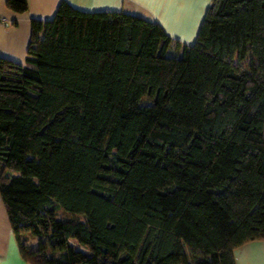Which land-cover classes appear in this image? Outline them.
<instances>
[{
	"label": "trees",
	"instance_id": "16d2710c",
	"mask_svg": "<svg viewBox=\"0 0 264 264\" xmlns=\"http://www.w3.org/2000/svg\"><path fill=\"white\" fill-rule=\"evenodd\" d=\"M30 23L25 60L0 56V198L27 264H235L264 239V0H211L191 44L66 1Z\"/></svg>",
	"mask_w": 264,
	"mask_h": 264
},
{
	"label": "crops",
	"instance_id": "0c3cea01",
	"mask_svg": "<svg viewBox=\"0 0 264 264\" xmlns=\"http://www.w3.org/2000/svg\"><path fill=\"white\" fill-rule=\"evenodd\" d=\"M62 1L82 10H118L159 23L173 39L194 42L211 0H27L25 13H14L0 0V56L23 62L31 35V19H51ZM15 22V24H14ZM235 264H264V239L234 250ZM0 264H27L21 257L0 198Z\"/></svg>",
	"mask_w": 264,
	"mask_h": 264
},
{
	"label": "rangeland",
	"instance_id": "374dc122",
	"mask_svg": "<svg viewBox=\"0 0 264 264\" xmlns=\"http://www.w3.org/2000/svg\"><path fill=\"white\" fill-rule=\"evenodd\" d=\"M171 50L168 51V53L170 54ZM31 245L35 246V240L31 241Z\"/></svg>",
	"mask_w": 264,
	"mask_h": 264
}]
</instances>
